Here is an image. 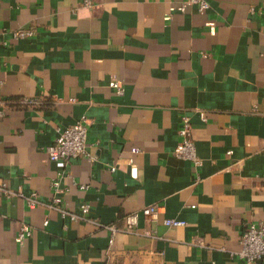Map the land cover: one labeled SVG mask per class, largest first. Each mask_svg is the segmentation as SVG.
Returning <instances> with one entry per match:
<instances>
[{
    "label": "crops",
    "instance_id": "obj_1",
    "mask_svg": "<svg viewBox=\"0 0 264 264\" xmlns=\"http://www.w3.org/2000/svg\"><path fill=\"white\" fill-rule=\"evenodd\" d=\"M184 1L0 0V177L40 199L0 198V264H241L264 217V0ZM183 114L199 168L173 152ZM78 120L99 159L59 167L46 147ZM82 203L101 224L62 214Z\"/></svg>",
    "mask_w": 264,
    "mask_h": 264
},
{
    "label": "built area",
    "instance_id": "obj_2",
    "mask_svg": "<svg viewBox=\"0 0 264 264\" xmlns=\"http://www.w3.org/2000/svg\"><path fill=\"white\" fill-rule=\"evenodd\" d=\"M85 6H91L92 0H83ZM188 4L195 5L199 12H205L210 7V0H185L180 6V10H185ZM36 33L34 28H18L13 31L14 38H25L33 36ZM110 86L113 87L120 95L124 94V86L121 81L112 79ZM3 101L0 100V103ZM40 101L35 98H21L19 103L23 105H37ZM3 111L0 109V114ZM179 135L181 137L179 143L174 149V154L183 159L190 160L196 168H199L203 161L197 152L196 143L192 137V123L191 117L188 114H183L181 117V125L179 128ZM46 152L49 158L54 161L59 167H65L69 161L74 158H87L91 161H97L99 154L90 149L88 144V125L83 120L59 129L56 138L51 144L46 147ZM113 169L116 166L112 167ZM132 173L137 174L136 169L132 168ZM84 187V186H82ZM23 196L30 207H35L40 203V199L36 192L29 194L24 193L21 188H13L7 180L0 177V198ZM81 211L76 213L74 211L62 210L63 215H70L74 218L88 219L91 206L89 203H82L80 205ZM162 206L159 203H153L142 207L140 210L133 211L126 216V227L120 229L114 224H103L111 232L113 239L121 230L131 232L135 231V226L138 224L139 214L142 213L150 218H157ZM90 218V217H89ZM91 219V218H90ZM91 221L99 223L95 219ZM164 223L170 226H183L186 221L177 218H165ZM30 229L22 226L20 228L19 238L22 240L26 236L31 235ZM242 247L237 252L241 264H264V217L248 221L242 235Z\"/></svg>",
    "mask_w": 264,
    "mask_h": 264
}]
</instances>
